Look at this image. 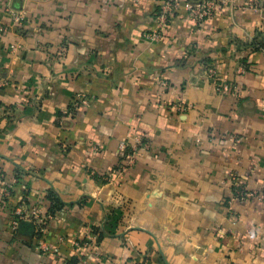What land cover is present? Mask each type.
Instances as JSON below:
<instances>
[{
  "label": "crops",
  "instance_id": "0c3cea01",
  "mask_svg": "<svg viewBox=\"0 0 264 264\" xmlns=\"http://www.w3.org/2000/svg\"><path fill=\"white\" fill-rule=\"evenodd\" d=\"M159 3L0 0V264H264V201L233 193L264 192V0L152 41Z\"/></svg>",
  "mask_w": 264,
  "mask_h": 264
},
{
  "label": "built area",
  "instance_id": "2783aa9c",
  "mask_svg": "<svg viewBox=\"0 0 264 264\" xmlns=\"http://www.w3.org/2000/svg\"><path fill=\"white\" fill-rule=\"evenodd\" d=\"M11 0H6L8 5L7 10L11 13L12 17L18 24H22L24 20V13L21 10L14 9L10 6ZM231 0H187L183 3V0H160L157 8L155 18L159 23V27L147 32L145 37L149 40H159L167 29L171 19L175 17L176 13L179 12L183 7L187 13V16L194 23H201L205 19L214 15L221 6L229 4ZM5 26L0 23V37L4 35ZM210 72L215 74V70L210 67ZM166 84V82H165ZM4 86L3 82H0V87ZM89 98L85 95H79L72 100L70 106L67 109V113L73 114L82 104H88ZM179 109L186 108L183 105L177 104ZM239 141V139H236ZM145 141L142 136L132 135L120 142V150L123 153V160L120 165L119 173H125L128 171L133 164L136 162L137 155L139 154L140 148L144 146ZM234 197L236 199L247 200V199H259L264 201V192L250 190L246 186L241 185L237 181L234 183L233 188ZM52 217V214L41 206H34L25 208L22 205L16 206L14 210L13 226L18 227L22 220H32L38 225L40 231L43 230L46 221ZM96 238V236H93ZM92 239V238H91ZM90 241H86L85 244L89 245ZM41 249H48L45 243L41 242L39 245ZM59 248L55 247L54 251H58Z\"/></svg>",
  "mask_w": 264,
  "mask_h": 264
},
{
  "label": "trees",
  "instance_id": "16d2710c",
  "mask_svg": "<svg viewBox=\"0 0 264 264\" xmlns=\"http://www.w3.org/2000/svg\"><path fill=\"white\" fill-rule=\"evenodd\" d=\"M50 200H51V202H52V204H51V206L49 207V212L51 213V214H55V212H56V210L58 209V205H57V203L59 202L58 201V199H53V197H50L49 198ZM40 231V230H39Z\"/></svg>",
  "mask_w": 264,
  "mask_h": 264
}]
</instances>
